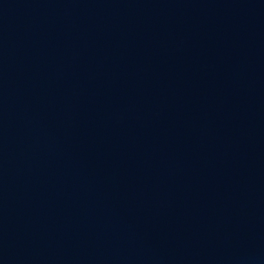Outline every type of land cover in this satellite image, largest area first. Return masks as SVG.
I'll use <instances>...</instances> for the list:
<instances>
[{
  "label": "water",
  "instance_id": "95a60500",
  "mask_svg": "<svg viewBox=\"0 0 264 264\" xmlns=\"http://www.w3.org/2000/svg\"><path fill=\"white\" fill-rule=\"evenodd\" d=\"M0 264H264V0H0Z\"/></svg>",
  "mask_w": 264,
  "mask_h": 264
}]
</instances>
